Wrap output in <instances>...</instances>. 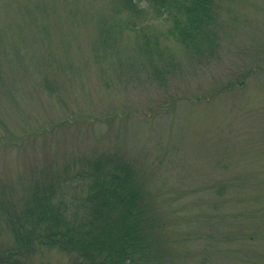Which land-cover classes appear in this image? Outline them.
Wrapping results in <instances>:
<instances>
[{"label":"rangeland","instance_id":"obj_1","mask_svg":"<svg viewBox=\"0 0 264 264\" xmlns=\"http://www.w3.org/2000/svg\"><path fill=\"white\" fill-rule=\"evenodd\" d=\"M213 1L200 53L150 6L0 0V264H85L18 231L43 191L84 218L99 157L132 168L154 264H264V0Z\"/></svg>","mask_w":264,"mask_h":264},{"label":"trees","instance_id":"obj_2","mask_svg":"<svg viewBox=\"0 0 264 264\" xmlns=\"http://www.w3.org/2000/svg\"><path fill=\"white\" fill-rule=\"evenodd\" d=\"M122 1L123 9L133 14H141L150 6L156 15L172 18L169 31L196 52H202L205 42L206 48L212 49L211 26L217 18L213 0ZM134 176L127 163L114 161L112 157L97 158L81 175L89 179L88 193L81 203L84 218L76 212L74 219L70 214L66 220L65 214L62 215L65 205L56 203L51 195L45 197L43 191L44 197L39 194L34 207L27 209V221L33 227L29 226L26 232L19 230L18 235L77 250L85 264H154L151 226L145 214L142 189ZM40 226L44 229L41 232L36 229ZM13 254L9 252V256ZM7 263L23 264L16 259Z\"/></svg>","mask_w":264,"mask_h":264}]
</instances>
